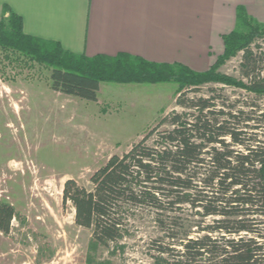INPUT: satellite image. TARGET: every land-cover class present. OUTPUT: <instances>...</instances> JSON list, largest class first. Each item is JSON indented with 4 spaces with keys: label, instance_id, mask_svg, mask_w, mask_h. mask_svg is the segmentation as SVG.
<instances>
[{
    "label": "trees",
    "instance_id": "16d2710c",
    "mask_svg": "<svg viewBox=\"0 0 264 264\" xmlns=\"http://www.w3.org/2000/svg\"><path fill=\"white\" fill-rule=\"evenodd\" d=\"M5 11L0 48L51 68L57 92L97 101L103 82L179 84L175 103L185 112L167 113L125 153L109 157L89 189L65 182L63 203L74 206L76 224L92 230L94 244L117 247L131 219L147 212L158 230L150 248L166 264H264V50L252 49L264 28L244 8L239 21L248 31L223 35V54L203 72L124 52L77 55L26 34L22 17ZM239 52L242 78L220 72ZM211 83L247 96L232 100L214 86L207 96H189ZM15 215L0 202V231L10 232Z\"/></svg>",
    "mask_w": 264,
    "mask_h": 264
},
{
    "label": "rangeland",
    "instance_id": "374dc122",
    "mask_svg": "<svg viewBox=\"0 0 264 264\" xmlns=\"http://www.w3.org/2000/svg\"><path fill=\"white\" fill-rule=\"evenodd\" d=\"M238 28L248 31L241 22ZM252 49L264 50V36ZM242 54L220 72L242 78ZM212 86L223 87L206 84L189 96H207ZM178 87L103 82L97 101L84 100L53 90L48 66L0 48V202L16 213L10 232L0 231V264H166L150 248L158 234L150 214L132 218L117 247L96 245L92 230L76 224L74 206L63 203V189L68 179L89 189L109 157L125 153L167 113L185 112L175 103ZM223 89L232 100L247 96Z\"/></svg>",
    "mask_w": 264,
    "mask_h": 264
},
{
    "label": "crops",
    "instance_id": "0c3cea01",
    "mask_svg": "<svg viewBox=\"0 0 264 264\" xmlns=\"http://www.w3.org/2000/svg\"><path fill=\"white\" fill-rule=\"evenodd\" d=\"M264 26V0H0L24 32L77 55L128 53L203 72L239 26V8Z\"/></svg>",
    "mask_w": 264,
    "mask_h": 264
}]
</instances>
